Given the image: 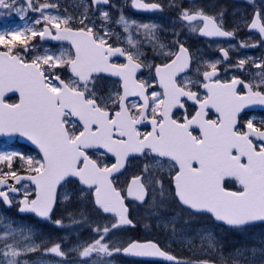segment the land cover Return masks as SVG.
Returning a JSON list of instances; mask_svg holds the SVG:
<instances>
[{
	"label": "snow or ice",
	"instance_id": "obj_1",
	"mask_svg": "<svg viewBox=\"0 0 264 264\" xmlns=\"http://www.w3.org/2000/svg\"><path fill=\"white\" fill-rule=\"evenodd\" d=\"M105 6L116 7L111 0H91L76 18L60 14L49 0H0L5 15L23 22L0 21V137L13 144L22 139L35 151L0 144V202L59 229L87 224L92 233L81 240L77 232L75 243L65 247L66 236L53 241L35 225L0 213V264H114L117 254L191 264L157 242L112 238L117 229L135 227L130 202L144 205L150 197L158 226L189 246L199 238L201 247L221 252L219 264H227L211 230H178L177 217L163 213L172 197L191 215L210 214L235 229L264 223V118H243L246 109H264V55L235 63L229 55L237 47H264V8L243 20L258 34L255 43L219 47L221 57L210 60L197 57L181 35L234 39L241 24L226 29V8L209 14L176 0H130L137 11L178 10L180 29L173 26L166 43L162 25L123 11L114 18ZM48 42L56 44L45 47ZM145 49L160 62L149 61ZM222 64L225 74L234 69L250 78L222 79ZM110 77L117 80L104 84ZM133 160L141 162L139 171L121 184ZM85 201L109 223L90 221L79 210L68 213L69 224L53 219L61 202ZM41 250L59 259H27ZM72 253L77 260L67 259ZM230 257L232 264H264V249L242 246Z\"/></svg>",
	"mask_w": 264,
	"mask_h": 264
},
{
	"label": "rangeland",
	"instance_id": "obj_2",
	"mask_svg": "<svg viewBox=\"0 0 264 264\" xmlns=\"http://www.w3.org/2000/svg\"><path fill=\"white\" fill-rule=\"evenodd\" d=\"M71 3H78V4H79V3H80V0H71ZM18 150H19V149H18ZM86 205H87V204H85V202H84V203H79V204L70 203V204L68 205V209L70 210L69 212H75V211L79 210V211L83 212L84 215H85L86 217L89 218V215H90V213H91V210H89V209L86 207ZM136 215H137L138 218H142V217L145 216L143 210H142L141 208H139V206H138V208H137V210H136ZM149 216H151L150 219L153 220V221L157 224V226H158V225H159V221H158L153 215H149ZM169 216H171V215H169ZM64 223H65V222H64ZM69 223H70V221H69ZM69 223H68V224H69ZM86 225H87V224H85L83 227H80V228L77 229L76 231L83 229L84 227H86ZM181 228H183L186 232L188 231V229H196V230H199L198 228H194V227H192V226H189V227H187V228H184V227H182V226H178V230L181 229ZM48 237H51L53 241H55L56 238H59L58 236H48ZM183 238H184V237H182V236H173V235H171V233H170L169 235H167V234H163V236H162V239H163L166 243H168L169 245H172V246H176L177 249H178L179 251H181V252L188 251V250H192V249H194L197 245H199L200 249L207 248V244H206V243L204 244L203 247H201V244H200V240H199V238H197V239L194 241V245H193V246H189V245H187V244H185V243H182L181 240H182ZM262 238H263V237H262ZM73 244H74V243H73ZM73 244H71L69 247H71ZM219 245H220V244L218 243V249H219ZM50 246H51V243H50ZM50 246H49V247H50ZM256 248H257V249H264V244H262V246H259V247H256ZM207 249H208V248H207ZM233 250H235V249H230V250L228 251V250H226V249L223 247V255L225 256V259H226V260H228V261H232L233 258L230 257V253H232ZM217 252H218L219 254H221V252H220L219 250H217ZM248 258H249V259H252L251 253L248 254ZM258 258H259V253H257V259H258ZM27 259H29V260H36V259L47 260V259H43V258H41V257H39V256H36V255H35L34 257H32V258H28V257H27ZM240 262L243 263V261H240ZM114 264H116V263H114Z\"/></svg>",
	"mask_w": 264,
	"mask_h": 264
},
{
	"label": "trees",
	"instance_id": "obj_3",
	"mask_svg": "<svg viewBox=\"0 0 264 264\" xmlns=\"http://www.w3.org/2000/svg\"><path fill=\"white\" fill-rule=\"evenodd\" d=\"M140 234H143L142 232L139 231Z\"/></svg>",
	"mask_w": 264,
	"mask_h": 264
}]
</instances>
